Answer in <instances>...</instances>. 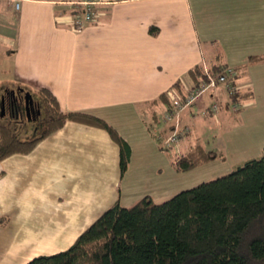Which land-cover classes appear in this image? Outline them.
I'll return each mask as SVG.
<instances>
[{
  "label": "crops",
  "instance_id": "obj_1",
  "mask_svg": "<svg viewBox=\"0 0 264 264\" xmlns=\"http://www.w3.org/2000/svg\"><path fill=\"white\" fill-rule=\"evenodd\" d=\"M83 1H22L15 11L0 0V95L22 87L38 101L34 91L48 88L62 110L88 112L112 125L131 147L130 166L121 177L119 146L107 131L73 121L28 154L1 160L5 249L21 231V245L28 243L31 230L47 245L70 246L117 200L129 207L145 195L167 199L160 180L172 157L156 143L155 109L165 117L166 137L176 125L185 130V109L169 111L158 97L183 96L177 81L189 93L188 71L196 65L235 67L264 53V0H90L96 1L93 21L76 30ZM253 69L264 75V62L248 65L245 84L238 75L235 82L254 96ZM168 113H174L169 121ZM132 165L136 171L126 179Z\"/></svg>",
  "mask_w": 264,
  "mask_h": 264
},
{
  "label": "trees",
  "instance_id": "obj_2",
  "mask_svg": "<svg viewBox=\"0 0 264 264\" xmlns=\"http://www.w3.org/2000/svg\"><path fill=\"white\" fill-rule=\"evenodd\" d=\"M259 62H264V53L249 55L234 70H245ZM223 65L213 63L207 71L216 75L223 71ZM188 76L191 89L207 80L202 65L192 67ZM174 87L185 95L187 89L181 81ZM26 93L32 96V101L28 100L29 118ZM34 93L38 101L22 87L5 90L0 161L14 154H28L39 141L67 121H73L107 131L119 146L120 176L126 173L131 147L112 125L88 112L62 110L48 88H39ZM227 96L229 102L240 104L242 99L252 97V90L237 88ZM8 99L14 103V111H9ZM158 99L173 111L166 93ZM36 105L41 107L39 116L31 111ZM28 124H32L35 136L23 139L21 135ZM169 136L156 135L161 150L173 144H167ZM217 154L197 144L186 153L174 155L172 165L177 172H185L215 159ZM25 264H264V147L259 158L249 159L228 174L182 190L161 202L145 195L126 207L117 200L67 249L33 257Z\"/></svg>",
  "mask_w": 264,
  "mask_h": 264
},
{
  "label": "rangeland",
  "instance_id": "obj_3",
  "mask_svg": "<svg viewBox=\"0 0 264 264\" xmlns=\"http://www.w3.org/2000/svg\"><path fill=\"white\" fill-rule=\"evenodd\" d=\"M220 49H225V46H220ZM221 53L223 52L221 51ZM223 66L229 67L227 64ZM247 69L248 67L245 70L241 69L238 73L240 82L244 84L248 81L249 75ZM218 74L212 75L209 73L213 78ZM249 74L251 79L254 80L255 93L253 96L252 92V97L249 99H242L238 109L235 110L234 107L236 105L228 101L229 99L223 87L224 85L219 84L217 87L208 88L201 94L196 95L191 104L180 110L181 112L185 109L184 121L187 130H184L182 126L179 128L181 132L177 143L172 144L167 149L165 148V150L159 149L163 155L168 154L167 159L170 160L174 155L186 153L197 144L202 145L207 150H213L218 154L215 159L200 164L189 171L177 172L172 166L171 170L168 168L167 171H163L160 182L168 189V198L202 182H208L228 174L245 161L252 158H259L262 155L264 147V75L261 76L260 70L256 69L251 70ZM214 104L216 108L212 109ZM155 110L158 111V121L155 125L153 124V133L160 135L165 128L166 120L162 111L158 108ZM145 115L147 119L151 116L147 112ZM2 118L0 117V119ZM162 135L164 134L162 133ZM34 136V128L32 124H28L21 138L30 139ZM141 160L143 158L139 161ZM134 171H136V168L132 165L126 179H129L132 175L131 173ZM143 175L140 176L143 177ZM144 177L146 180H149L145 175ZM150 187L148 186L146 188L150 189ZM152 188L154 189V187ZM0 232V264H25L33 257L41 254H51L69 247L47 245V240H42V236L36 237V235H39V231L31 230L28 234L29 244L25 243L21 245L23 243L22 241H24L21 238L25 237V232L21 231L22 237L20 235L18 236V242L16 243V240L13 241L10 248L5 249V243L3 242L4 231ZM35 233L36 235H34ZM31 254L33 255L29 256ZM4 257H9V259L4 260Z\"/></svg>",
  "mask_w": 264,
  "mask_h": 264
},
{
  "label": "built area",
  "instance_id": "obj_4",
  "mask_svg": "<svg viewBox=\"0 0 264 264\" xmlns=\"http://www.w3.org/2000/svg\"><path fill=\"white\" fill-rule=\"evenodd\" d=\"M22 1H39V0H7V2L12 6V8L15 11H18L20 9V5ZM96 3V1H83L79 2L80 5H82V10L80 13H77V17L74 19V27L76 30H81L84 28V26L90 22L93 21L94 18V11H93V5ZM207 74V80L205 82L200 83V85L197 88H193L191 92L186 93L184 96H181L177 94L175 91L169 92V100L171 101L172 106L175 109L174 113L179 112L184 107H187L189 104H191L194 101V97L198 94H201L204 90L211 88V87H217L219 84H223L224 89L226 91L227 95H232L236 92L237 86L235 84V77H236V71L232 67H225L223 71H221L216 77H212L209 75L208 71L205 70ZM236 106L234 109H238L239 104L232 103ZM216 105L214 104L212 106V109H215ZM174 113H168L166 116V119L169 121L173 118ZM180 131L178 130V125L175 126L172 135L169 136L167 140V144L170 143H177L179 138Z\"/></svg>",
  "mask_w": 264,
  "mask_h": 264
},
{
  "label": "flooded vegetation",
  "instance_id": "obj_5",
  "mask_svg": "<svg viewBox=\"0 0 264 264\" xmlns=\"http://www.w3.org/2000/svg\"><path fill=\"white\" fill-rule=\"evenodd\" d=\"M13 94V93H12ZM1 97L3 98V104H4V106H5V109H6V105H5V103H6V101L7 100H5V98H4V95L2 94L1 95ZM16 98H14V95H13V101L15 100ZM9 100V99H8ZM9 104H8V109H9V111H14V103L12 104V102L9 100V102H8ZM0 106H1V99H0ZM35 106V105H34ZM37 106V108H35L34 109V107L32 106L31 107V111H32V113H34V114H38V116L40 115V113L42 112L41 111V107H40V105H36Z\"/></svg>",
  "mask_w": 264,
  "mask_h": 264
},
{
  "label": "water",
  "instance_id": "obj_6",
  "mask_svg": "<svg viewBox=\"0 0 264 264\" xmlns=\"http://www.w3.org/2000/svg\"><path fill=\"white\" fill-rule=\"evenodd\" d=\"M28 100H30V102L32 101V96L29 93L25 94V109H26V113L27 116L29 118V109H28ZM0 117H3L5 115V106L3 104V98L1 97V106H0Z\"/></svg>",
  "mask_w": 264,
  "mask_h": 264
}]
</instances>
